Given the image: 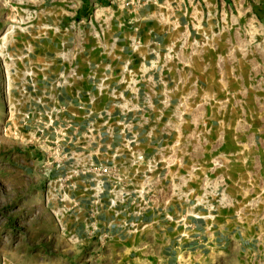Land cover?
Returning a JSON list of instances; mask_svg holds the SVG:
<instances>
[{"label":"crops","instance_id":"1","mask_svg":"<svg viewBox=\"0 0 264 264\" xmlns=\"http://www.w3.org/2000/svg\"><path fill=\"white\" fill-rule=\"evenodd\" d=\"M123 1L0 0V31L6 25L12 30L8 42L13 54L28 51L31 63L47 74L62 68L79 74L67 89L68 97L89 88L91 77L106 76L115 84L119 65L130 61L138 86L130 103L141 104L148 90L141 64L159 53V63L166 69L169 85L166 91L160 85L151 87L146 121L158 122L165 131L161 137L167 155L177 152L183 164L168 168L159 206L143 215L137 233L116 227L131 217L133 207L124 206L116 215L102 213V223L112 224L113 237L102 247L86 243L89 264H264V213L253 210L264 207V176L259 182L261 175L250 174L248 130L233 119L202 118V109L197 110L203 101L201 59L210 58V49L247 47L248 19L264 12V0H147L132 9L123 7ZM132 40L138 41L135 51ZM107 101L103 96L101 104ZM72 110L82 116L80 108ZM144 147L152 152L154 144ZM258 157H264V149L258 150ZM22 158L24 171L39 163L32 149L23 148ZM100 159L110 157L103 154ZM214 159L221 160L226 177V199L221 202L208 193L211 183L201 182L202 175H216V168L211 171ZM194 200L202 205H194ZM210 202L214 211L205 209ZM185 213L206 217L189 216L179 222Z\"/></svg>","mask_w":264,"mask_h":264},{"label":"built area","instance_id":"2","mask_svg":"<svg viewBox=\"0 0 264 264\" xmlns=\"http://www.w3.org/2000/svg\"><path fill=\"white\" fill-rule=\"evenodd\" d=\"M146 1L124 0L121 4L132 9ZM87 23L92 25L90 18ZM11 31L6 28L0 36L1 87L6 108L2 130L38 154L46 180V200L57 206L53 210L57 223L61 226L65 218L70 221V232L81 246L94 242L102 247L113 237L112 224L102 223V213L113 211L116 215L124 206H130L134 208L131 217L116 227L127 234L137 233L143 215L159 206L160 186L168 168L181 166L184 159L175 151L167 155L161 137L164 129L156 121H146L151 87L160 85L166 91L169 85L166 69L159 63L160 54L153 53L148 64H141L148 84L141 104L130 103L138 90L130 61L119 65L115 84H109L106 76L91 77L90 87L75 90L71 98L66 95L67 89L80 79L79 74L64 68L47 74L31 63L28 51L13 54L8 42ZM137 47L138 41L132 40V51ZM103 96H107V104H101ZM73 107L83 111L80 118ZM144 143L154 144L153 151L147 152ZM103 154L110 159H100ZM218 162L212 160L214 166ZM222 185L208 186V193L217 202L226 199ZM193 204L202 205L195 200ZM214 205L210 202L205 209L214 211ZM189 216L204 219L206 214L185 213L178 221Z\"/></svg>","mask_w":264,"mask_h":264},{"label":"rangeland","instance_id":"3","mask_svg":"<svg viewBox=\"0 0 264 264\" xmlns=\"http://www.w3.org/2000/svg\"><path fill=\"white\" fill-rule=\"evenodd\" d=\"M259 15L248 19L247 47L210 49V58L201 59L204 77L199 84L203 101L197 110L202 109V118L220 122L229 118L245 125L249 171L255 178L261 175L262 182L264 157H258V150L264 149V12ZM236 24L240 26L238 21ZM1 72L0 63V264H89L90 257L83 250L86 242L81 246L75 241L66 218L61 226L55 219L53 210L57 206L46 200V180L39 163L24 171L20 164L25 147L2 130L6 108ZM220 161L211 169L216 168V175H202V184H223L225 189L226 177ZM259 208L264 213V207L255 206L253 210Z\"/></svg>","mask_w":264,"mask_h":264}]
</instances>
